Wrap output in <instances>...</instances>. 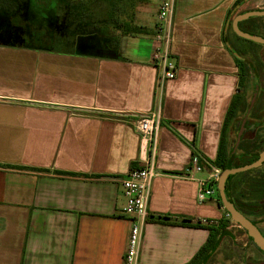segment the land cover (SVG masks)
Segmentation results:
<instances>
[{
	"label": "crops",
	"instance_id": "obj_1",
	"mask_svg": "<svg viewBox=\"0 0 264 264\" xmlns=\"http://www.w3.org/2000/svg\"><path fill=\"white\" fill-rule=\"evenodd\" d=\"M77 1L53 0L50 47L0 41V264H122L130 219L118 181L149 157L133 125L158 106L159 175L138 264H187L208 236L196 222L224 217L216 201L199 204L196 193L237 91L233 57L258 48L231 35L227 16L264 10V0L235 7L236 0H174L169 54L177 70L161 95L151 58L158 6ZM125 26L140 32L123 35ZM237 121L227 128L229 152ZM194 162L202 171L187 177ZM242 173L227 188L237 204L257 194ZM249 211V219H264Z\"/></svg>",
	"mask_w": 264,
	"mask_h": 264
},
{
	"label": "rangeland",
	"instance_id": "obj_2",
	"mask_svg": "<svg viewBox=\"0 0 264 264\" xmlns=\"http://www.w3.org/2000/svg\"><path fill=\"white\" fill-rule=\"evenodd\" d=\"M3 1V5H5L7 9H0V41L4 45H19L20 47H24V45L34 47L51 46L49 45V39L54 37L53 31L56 30L55 24L50 22L49 14L51 8L56 7V5H52L53 0ZM146 1H148L149 4L152 3V5L156 6H158L160 3V0ZM77 2H85L86 4H88L89 2L92 3L91 0H78ZM1 10H3L4 12H2ZM20 10L22 11L23 15L20 14ZM44 11L46 13L42 14V12ZM236 13V11L232 12V15L230 16L231 20L233 16L237 15ZM234 50L237 54H242L244 52L241 49ZM253 51L249 50V52L245 54V56L244 54L243 56L237 55V57L243 59L247 64L249 72L244 91H242L243 105L245 107H242L236 114L238 115L236 128L232 129L230 132L232 141L230 149L231 156L235 158L240 157V160L244 161L249 159L251 160L254 154H249L255 152V149L259 147L253 146L251 142L264 141V134L261 133L263 131L261 130V128L256 129V134H250L247 133V131L246 133H244L245 131L243 130L241 135L238 137V128L241 120L243 119L242 116H253L252 113L245 115L243 114V112L248 108V105L250 104L254 96L255 98H257V105H259L260 102L263 105L260 111V116L263 117V119L261 122H259V124L262 126V128L264 127V100L261 101L260 98L256 97L257 92H255L258 85H260V87L262 88V91L260 90L259 92H264V69L261 66V64L264 65V49L258 47ZM256 57L257 60L260 59V64L256 60ZM258 71L260 72L259 74H257ZM259 97L262 96L260 95ZM259 138L262 140H260ZM258 173H264V166H262V168L257 167L251 169L250 173H247V175H250L252 177V180H254L259 177L257 175ZM242 174L246 173L243 172ZM260 183H262V181H260L259 184ZM253 188L255 187H250L249 189L252 190ZM255 223H257L260 230L264 233V219L257 218L255 220ZM234 226H236L234 225V223L230 224V227L227 229V235L223 237L222 240H219L216 249L211 253L210 258H208L205 264H264V255L259 252L252 241H249L244 231L234 228Z\"/></svg>",
	"mask_w": 264,
	"mask_h": 264
},
{
	"label": "built area",
	"instance_id": "obj_3",
	"mask_svg": "<svg viewBox=\"0 0 264 264\" xmlns=\"http://www.w3.org/2000/svg\"><path fill=\"white\" fill-rule=\"evenodd\" d=\"M174 14V0H160L157 7L154 41L157 46L152 53V63L158 67L157 91L162 93L167 81H172L176 76V64L169 54L170 33ZM159 107L136 117L133 128L140 139V147L147 148L150 155L146 156L141 167L135 168L118 181L125 197L122 212L130 219L129 235L126 249L122 258V264H138L140 256V242L145 220L148 218L147 203L150 199L151 184L159 175L154 167V150L157 141L159 127L162 119ZM202 167L196 162L185 170L187 177L191 172H201ZM220 170L209 168L206 179H200L197 183L196 200L199 204L217 200L216 183ZM226 217L227 214L225 215ZM206 224V221H202Z\"/></svg>",
	"mask_w": 264,
	"mask_h": 264
},
{
	"label": "trees",
	"instance_id": "obj_4",
	"mask_svg": "<svg viewBox=\"0 0 264 264\" xmlns=\"http://www.w3.org/2000/svg\"><path fill=\"white\" fill-rule=\"evenodd\" d=\"M1 1V0H0ZM241 0H236L233 4L232 7L237 6V4L240 3ZM3 0L0 2V9H7V7L5 5H3ZM2 3V4H1ZM3 11V10H2ZM228 20L231 17H228ZM231 19L228 21V27L230 32L232 33L231 35L234 36L236 39L244 42L245 44H248L250 47H260L263 48L264 47L262 45H257L255 43L249 42V41H245L242 38H239L236 36V34L233 33L232 29H231ZM230 22V23H229ZM119 27H123V24H121ZM127 26H125V28H122V34L123 35H136L140 32L139 28H132V31L129 32L128 29H126ZM238 28L245 32V34H249L250 36H259L261 38L264 39V17H253V18H249L247 20H243L240 23H238ZM232 51V50H231ZM233 54V52H232ZM234 58V62L235 65L237 66L238 72H237V77H238V85H237V91L235 92V94H233L230 104H229V108L226 110L225 113V118H224V122H223V126L221 128V134H220V139H219V145L217 146V153H216V157L213 161H208L206 162L207 167H213L216 168L220 171H224L228 168H232V167H238V166H246L250 163H252L253 161H255L258 157L259 152H261L264 149L263 147H259V151L257 152V154L249 161L241 164V163H237L235 162V157L231 156V153L228 151L227 148V142H226V132H227V128L229 127V125L232 123L233 119L235 118V115L239 112V110L243 107H245L243 105V96H242V91H244L246 82L248 80V72H249V68L247 67V64L244 62L243 59H240V57L237 59L236 57ZM257 60V57H256ZM260 64V59L257 60ZM261 66L263 67L264 65L261 64ZM260 72H258L257 74H259ZM250 173L249 172H246ZM259 177L257 179H254L251 181V184L249 185L250 187H256V206L251 207V201L249 199H247L248 197L252 196L254 197L253 193L250 195V193L246 192L245 196L246 198H242V203L237 204V201L233 200L232 198L229 197V195L227 194V188L229 186V184H231L232 179L234 178V176H229L227 179V182L225 184V195L228 199V201H230L233 206L235 207V209H237L243 216H245L246 218H248L249 214L248 212H250V209H253L256 211V214L258 215V217H263L264 218V210H260L263 207H260L258 205V201H261L262 198H264V173H258L257 174ZM261 178V179H260ZM262 181V183L259 184V182ZM251 198V197H250ZM247 200V201H246ZM215 204L217 205V207L221 208V204H220V199L218 197V193H217V200L215 202ZM253 204V203H252ZM226 212H224V217L219 218L215 223H211V221H206V224H202L201 222L197 221L196 224L194 225L197 228H202V230L206 231L208 233L207 239L205 240L204 244L200 246V248L198 249V251L196 252V254L190 259V261L187 264H205L206 261L208 260V258H210L211 253L216 249L219 240H222L223 237H225L227 235V229L229 228L230 224H232L233 222H231L232 220L229 217H226ZM252 224H254V222H252ZM234 225H237L234 223ZM249 241H251L250 238H248Z\"/></svg>",
	"mask_w": 264,
	"mask_h": 264
},
{
	"label": "water",
	"instance_id": "obj_5",
	"mask_svg": "<svg viewBox=\"0 0 264 264\" xmlns=\"http://www.w3.org/2000/svg\"><path fill=\"white\" fill-rule=\"evenodd\" d=\"M253 17H264V10L251 11L247 13H241L233 17L231 21V29L237 37L244 39L245 41H249L258 45H262L264 47V39L259 36H250L249 34H245V32L241 31L238 28V23L243 20H247ZM138 117V116H136ZM135 117V118H136ZM242 130L240 129L238 136L241 135ZM264 164V149L259 152L258 157L252 163L246 166H239L234 168H228L224 171H220L216 189L218 193V197L220 199V204L224 212H226L227 216L232 220L231 222L237 224L240 229L246 232L248 238L251 239L252 243L257 247V249L264 253V236L258 230V228L251 223V221L243 216L233 204L228 201L225 195V184L229 176H233L239 172H246L248 170L257 168Z\"/></svg>",
	"mask_w": 264,
	"mask_h": 264
},
{
	"label": "flooded vegetation",
	"instance_id": "obj_6",
	"mask_svg": "<svg viewBox=\"0 0 264 264\" xmlns=\"http://www.w3.org/2000/svg\"><path fill=\"white\" fill-rule=\"evenodd\" d=\"M263 69H264V66H263ZM259 72V71H258ZM259 84V83H258ZM262 88L260 87V85H258L257 87H256V91L255 92H257V95H256V97H258V98H260L261 99V101H263L264 100V92L262 93V92H259L260 90H261ZM262 91V90H261ZM262 96V97H259V96ZM256 99L257 98H255V96L252 98V100H251V102H250V104L248 105V108L247 109H245L244 110V112H243V114H251L252 113V115L253 116H242L243 117V119L241 120V122H240V124H239V128H238V130L240 131V129L241 130H244L245 132L244 133H246V131H247V133H250V134H256V129H258V128H261V130H263L261 133H263L264 134V127L262 128V126L259 124V122H261L262 121V119H263V117H261L260 116V111H261V109H262V107H263V105L261 104V102H260V104L259 105H257L258 103H256ZM242 113V112H241ZM249 121V122H248ZM244 135V134H243ZM260 139V138H259ZM260 140H262V139H260ZM252 143V145L253 146H259L260 148L261 147H263L264 145V141H256V142H251ZM241 184V183H240ZM239 187H240V185H238ZM256 186V185H255ZM256 194H254V199L252 200V203H250L251 204V207H254V206H256L257 204H256ZM240 200V203L242 202V199H239ZM259 203H258V205L260 206V207H263V209H264V198H262L261 199V201H258ZM239 203V204H240ZM252 205H254V206H252ZM249 219V218H248ZM250 221H251V223L252 222H254V225L256 226V223H255V220H251V219H249ZM257 228H258V230L261 232V234L264 236V233L260 230V228L258 227V226H256ZM236 228L237 229H239V230H241V231H243L242 229H240L239 228V226L238 225H236ZM244 233L246 234V232L244 231ZM247 235V234H246ZM248 237V236H247ZM260 252V251H259ZM262 255H264V253H262V252H260Z\"/></svg>",
	"mask_w": 264,
	"mask_h": 264
}]
</instances>
